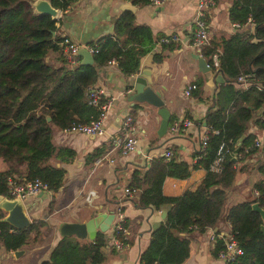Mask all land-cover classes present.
I'll use <instances>...</instances> for the list:
<instances>
[{"label": "trees", "instance_id": "trees-1", "mask_svg": "<svg viewBox=\"0 0 264 264\" xmlns=\"http://www.w3.org/2000/svg\"><path fill=\"white\" fill-rule=\"evenodd\" d=\"M48 1L63 12L76 0ZM129 1L139 6L148 2ZM227 18L239 26L229 36L211 38L199 49L207 63L211 54L217 52V67L213 69L223 78V82L216 84L213 103L203 117L208 129L206 145L193 163L203 167L205 175L194 189L177 196L164 195L161 183L166 176L186 177L191 165L173 155L168 159L152 158L144 171L134 170L130 175L128 187L137 191L139 206L153 209L167 206L163 220L150 230L147 245L139 253L140 264H180L188 256L189 239L185 235L179 237L178 233H201L216 221L226 190L236 175L232 153L252 146L255 139L254 134L247 132L248 122L253 120L264 130V0H230ZM247 20L253 23L250 33L240 30ZM55 21L48 14L33 11L29 0H0V195L3 196H9V177L17 182L38 178L49 191L61 187L64 169L50 163V158L70 161L74 152L66 146H54L52 127L63 130L96 118L99 108L87 101L85 91L95 86L98 68L113 60L121 73L131 75L137 72L140 57L154 43L150 28L135 24L132 11L125 9L113 20L111 33L89 43L96 48L92 63L79 64L78 60L69 67L61 44V17L58 25ZM170 42L161 44L172 46ZM49 53L56 54L57 65L49 61ZM152 59L160 61L161 55L153 53ZM240 74L251 75L253 79L248 86H235L239 84L235 78ZM194 83L196 87L191 93L200 95L202 81ZM130 116L133 120V111ZM171 121L169 118L168 125ZM218 155L221 167L214 171L209 165ZM257 170L263 176L253 183L254 197L237 201L226 210L230 233L242 251L224 264H264L261 230L264 220L250 206L257 202L264 210V156ZM3 215L0 208V245L7 250L20 248L27 235L43 224L32 219L27 227L15 229L2 220ZM121 223L126 226L124 220ZM114 234L124 243L123 232ZM104 245L101 231L92 240L62 235L39 264H102ZM222 245V238L215 236L210 254L217 257Z\"/></svg>", "mask_w": 264, "mask_h": 264}, {"label": "crops", "instance_id": "crops-1", "mask_svg": "<svg viewBox=\"0 0 264 264\" xmlns=\"http://www.w3.org/2000/svg\"><path fill=\"white\" fill-rule=\"evenodd\" d=\"M106 1L108 18L102 22L111 24V31L99 36L111 33L113 20L123 10L129 9L135 24H145L150 28L154 43L150 51L140 57L139 68L131 75L121 73L114 62L98 68L94 85L104 89V96L113 98L103 122V134L94 136L70 133L52 127L54 146L69 147L74 155L70 161L63 162L50 158V163L64 169L62 185L56 191L39 192L25 199V211L30 221L37 219L43 224L38 226L37 231L27 235L25 243L15 249L20 250L16 254L15 250H7L0 245V264H39L48 257L60 237L57 232L59 221L85 220L98 210H111L114 213L108 229L103 232L105 261L102 264H140L139 253L147 245L150 230L163 220L167 206L159 209L141 207L136 201L137 191L125 194L123 188L128 186L132 171H144L150 159L162 156L163 150L170 147L176 160L186 161L191 167L184 178L166 176L163 179L161 192L164 195L177 196L192 190L205 175L203 167L193 164V157L204 129L203 117L207 107L213 103L218 81L215 80L212 67L200 70L192 56L195 53L202 56L196 48L190 46L197 0H162L159 4L147 2L140 6L129 0H76L66 12L75 19L79 13L82 16L97 11ZM229 3L230 0H215L209 10L208 40L227 37L236 28L227 18ZM240 30L252 32L253 23L247 20L240 26ZM60 32L69 34L63 26ZM168 33L177 35V41L170 42L172 46L156 43L159 35ZM153 53L161 55L160 61H153ZM48 57L51 63L58 64L55 53H49ZM142 69L146 71L144 77L151 80V88L160 93L163 105L169 112L168 119L172 118L171 122L180 121L188 115L191 120L189 125L173 133H169L166 128L162 135H158L160 117L156 112L157 107L141 102L131 104V101L126 100L125 94L133 89V79ZM196 80L202 81L200 95L191 92L184 95L182 90L186 84ZM235 86L243 87L241 84ZM132 111L137 145L133 151L120 154L115 150L112 139L121 134L122 119ZM247 132L254 134L260 145L243 159H235L233 156L235 179L226 190L225 201L216 221L201 233H178L179 237L185 235L189 239V254L180 264H222L216 256L210 254V248L215 236L231 234L225 218L226 210L237 201L252 199L255 195L253 183L263 176L257 167L264 156V130L250 120ZM99 157L100 162L95 163ZM109 158L112 162L108 161ZM117 209L121 210L126 222L124 243L120 249L110 241Z\"/></svg>", "mask_w": 264, "mask_h": 264}, {"label": "built area", "instance_id": "built-area-1", "mask_svg": "<svg viewBox=\"0 0 264 264\" xmlns=\"http://www.w3.org/2000/svg\"><path fill=\"white\" fill-rule=\"evenodd\" d=\"M162 0H148L151 4H159ZM214 0H197L195 4V10H194V18H193V26L191 29V38H190V46L194 47L199 51L200 47L208 42V23H207V15L209 10L214 5ZM65 13L66 10H63ZM60 9H58V12L55 16V24L58 25V19L61 17L63 13ZM233 26L237 27L239 26L238 23H231ZM62 40L61 44L63 47V53L65 56V60L69 67H73L79 60V57L77 55V49L79 46H83L86 48L91 54L96 51L95 45L93 44H80L76 39H74L71 35H65L64 33H61ZM168 41H177V35L176 33H168L163 34V36H160L156 43H164ZM211 61L210 63H206L207 66H211L212 68L216 69L217 67V52H214L211 54ZM109 62H114L113 60H110ZM236 81L243 85V87L248 86L251 83V80L253 79L250 74H240L236 78ZM196 87L194 82H189L186 84V86L183 88V94L189 95L192 89ZM85 96L87 101L95 105L99 108V113L96 118L91 119L89 122H77L72 124L70 127L63 129L66 132H77L87 135H101L103 134V122L107 116V110L111 106L112 103V97H106L104 96V89L100 86H90L85 91ZM191 123V120L189 118H184L180 121H173L171 122L167 130L169 133H173L176 130L183 128L186 125H189ZM204 126L203 132L201 134L198 149L196 154L193 157V160L196 161L200 157V154L202 153V150L204 149L206 145L207 140V132L208 129ZM112 143L115 146V150L120 154H125L127 152H131L136 148L137 145V138L135 133V123L132 120V117L130 114H126L121 122V134L117 137H114L112 139ZM260 141L258 139L253 140L252 146H259ZM251 145H246L242 147L241 150L232 153L234 157L243 159L246 154L250 152V149L252 148ZM221 145H219L220 149ZM172 155V150L170 147H166L163 152L162 156L165 159H168ZM101 158H96L95 163H99ZM109 162H112V159H108ZM221 156L218 155L213 162L209 165L210 168L214 171H217L220 169ZM8 197H14L19 198L20 200H25L28 196L34 195L39 192H50L47 190L46 183L41 181L38 178H34L32 180H24L21 182H17L13 180L12 178H8ZM123 192L125 194H130L134 192V189L128 186H125L123 188ZM256 193V191H255ZM122 220H124L122 216L121 210H116L115 212V223L112 229V237H111V243L113 246H115L117 249H120L123 247V242L115 236L114 231H120L123 232L125 235V227L122 225ZM223 240L222 247L217 252V258L224 264L226 261L232 260L236 255L241 253V248L236 244L235 240L233 239L232 235H226L221 236ZM111 244V245H112Z\"/></svg>", "mask_w": 264, "mask_h": 264}, {"label": "water", "instance_id": "water-1", "mask_svg": "<svg viewBox=\"0 0 264 264\" xmlns=\"http://www.w3.org/2000/svg\"><path fill=\"white\" fill-rule=\"evenodd\" d=\"M29 4L33 11L48 14L52 19L55 18L58 12V9L51 6L48 0H29ZM107 4L106 1L97 11L86 13L82 16L79 13L75 19L72 14L65 12L61 15L62 26L68 29L69 35L76 39L78 43L89 44L99 35L111 31V24L102 22L108 18ZM77 55L80 58L79 64L92 63L93 61L92 54L83 46L78 47ZM192 56L195 58L200 70H207L209 68L204 58L198 53ZM145 72V69H142L135 75L132 85L133 89L125 94V98L131 101V104L141 102L156 106V112L160 117L157 134L162 135L167 128L169 112L163 105L160 93L151 88V80L148 77H144ZM215 80L218 81V83L223 82L221 73L217 72L215 74ZM46 120H49L48 116H46ZM203 125H205V122H203ZM25 202V200H20L19 198L0 195V208L4 211L2 220L15 229L27 227L30 223V219L25 211ZM250 206L253 210L257 211L261 219L264 220V210L257 202H252ZM113 218V211L98 210L85 220L59 221L57 223V232L60 236L74 235L79 238L92 240L97 231L104 232L108 229ZM261 230L264 231L263 225H261ZM17 251L20 250H15L14 254H16Z\"/></svg>", "mask_w": 264, "mask_h": 264}]
</instances>
